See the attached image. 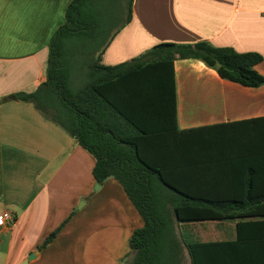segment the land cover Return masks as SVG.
I'll list each match as a JSON object with an SVG mask.
<instances>
[{"label":"crops","instance_id":"1","mask_svg":"<svg viewBox=\"0 0 264 264\" xmlns=\"http://www.w3.org/2000/svg\"><path fill=\"white\" fill-rule=\"evenodd\" d=\"M71 2L0 0V214L11 212L16 220L0 229V264H23L32 253L37 256L27 264H123L132 235L144 226L120 182L111 178L96 189L94 156L15 96L34 92L47 79L50 43ZM129 3L118 0L113 6L118 16L111 27L119 32L103 55L107 66L164 43L206 42L264 57V0H133L127 22ZM256 69L264 76V61ZM175 72L182 130L264 117V86L224 80L194 59L177 61ZM224 174L215 186L241 187L231 173ZM179 231L218 242L221 262L250 254L264 264L263 217L180 224ZM186 264H191L187 250Z\"/></svg>","mask_w":264,"mask_h":264},{"label":"trees","instance_id":"2","mask_svg":"<svg viewBox=\"0 0 264 264\" xmlns=\"http://www.w3.org/2000/svg\"><path fill=\"white\" fill-rule=\"evenodd\" d=\"M116 2L72 0L50 43L47 79L34 92L15 96L94 156L98 184L113 178L123 186L144 220L123 264H186V250L191 264H227L218 242L187 232L182 237L179 226L264 218V117L182 130L175 63L199 60L224 80L260 88L264 76L256 67L264 57L206 42L164 43L107 66L103 55L119 32L111 27ZM129 4L127 22L133 0ZM226 172L240 188L215 186ZM242 256L231 264H262Z\"/></svg>","mask_w":264,"mask_h":264},{"label":"built area","instance_id":"3","mask_svg":"<svg viewBox=\"0 0 264 264\" xmlns=\"http://www.w3.org/2000/svg\"><path fill=\"white\" fill-rule=\"evenodd\" d=\"M15 221V217L11 212H3L0 214V229H9Z\"/></svg>","mask_w":264,"mask_h":264},{"label":"water","instance_id":"4","mask_svg":"<svg viewBox=\"0 0 264 264\" xmlns=\"http://www.w3.org/2000/svg\"><path fill=\"white\" fill-rule=\"evenodd\" d=\"M14 98H15V97H14ZM98 188H99V189L101 188V185H100V184L97 185L96 189H98ZM36 256H37L36 253H32V254L28 257V260H26L23 264H27L29 261L35 259Z\"/></svg>","mask_w":264,"mask_h":264},{"label":"rangeland","instance_id":"5","mask_svg":"<svg viewBox=\"0 0 264 264\" xmlns=\"http://www.w3.org/2000/svg\"><path fill=\"white\" fill-rule=\"evenodd\" d=\"M80 208V205L78 206V209Z\"/></svg>","mask_w":264,"mask_h":264}]
</instances>
